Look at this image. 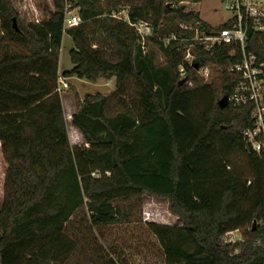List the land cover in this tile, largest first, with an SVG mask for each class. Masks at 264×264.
I'll return each mask as SVG.
<instances>
[{"label":"trees","instance_id":"obj_1","mask_svg":"<svg viewBox=\"0 0 264 264\" xmlns=\"http://www.w3.org/2000/svg\"><path fill=\"white\" fill-rule=\"evenodd\" d=\"M64 1L39 0L43 18L14 28L18 14L11 0H0L3 32L25 48L0 59V144L6 163L0 264L66 262L74 251L67 224L77 209L86 207L89 229L128 222L126 203L144 193L166 198L181 223H146L162 250V264H264V152H255L243 137L252 126L253 104L218 105L239 80L229 68L242 58L240 45L209 50L195 45L192 62H186L177 41L194 31L176 27L178 38L166 45L147 36L165 61V68H154L132 24L144 21L156 32L173 13L180 22L212 30L200 24L196 12L170 6L186 0H69L78 7L80 22L66 29ZM125 6L127 17L116 19L113 14ZM91 23L99 28L97 36ZM64 33L72 41V68L65 77L115 80L107 95L76 99L71 123L87 146H71L56 90ZM244 52L264 62V32L248 26ZM194 62L219 66V84L205 83ZM179 66L192 86L180 79ZM127 85L135 98L123 106ZM236 152L245 156L246 173L231 165ZM229 231L241 238L226 242ZM117 257L110 252L91 264H122Z\"/></svg>","mask_w":264,"mask_h":264},{"label":"rangeland","instance_id":"obj_2","mask_svg":"<svg viewBox=\"0 0 264 264\" xmlns=\"http://www.w3.org/2000/svg\"><path fill=\"white\" fill-rule=\"evenodd\" d=\"M226 1L227 0H200L199 2H193L191 0H186L170 6L181 8V10H183L184 12H196L200 19V24H207L208 26H210V28H212L213 31L218 32L219 29L223 28L221 26L227 24L230 17H232L233 15L232 12L225 9L224 5ZM11 3L18 14V21L15 19L16 24L18 22L19 24H22L24 26L30 21H37L43 18L39 0H11ZM64 9L66 14L68 15L78 14L79 10L78 7L74 6V3H71L69 0L64 1ZM126 11L127 7L125 6L119 12L114 13L113 16L118 20H123L127 17ZM148 21H152L150 17H148ZM137 23H139L137 24V26H140V24L143 26H147L148 28H145L146 30H144V32L147 34H151V37L154 38V40H156L157 42L162 41L164 45H166L171 40L173 35L176 37L175 39L178 38V34L176 35L174 33L176 27L180 28L181 25H189L192 27L196 26L198 28L199 26L198 23L186 24L180 22V20L173 13L164 16L163 20L160 21V24L158 26L159 28L156 32L152 31V28L147 22L139 21ZM90 27L93 28L94 31H96L95 36H97L99 34L98 26L91 23ZM142 41L144 43V47L141 48V50L143 53L151 52V61L153 67L165 68L164 57L161 50L159 49L158 44L152 42L151 40H148L147 36H143V38H141V44ZM177 42L179 46L181 45V48H183L184 46L189 47L190 44V42L186 41V38H183V40L178 39ZM71 47L72 41L70 36L68 34H64L62 37L59 57L57 60L61 72L59 74L57 73L56 87L61 86H59L58 83L60 82V80L66 82L68 86V88L66 89L60 87V91H57L59 92V94H63V106L65 107V110L67 112L68 107L74 105V97L75 99H77L79 98V95L80 97H83L87 93L102 92L96 81L92 82L86 79L72 78L68 83V81L63 78V72L72 68V63L70 62L69 58V50ZM24 52L25 48L23 46L15 43L12 39H9L5 35L3 29L1 28L0 19V59L3 57L4 53L22 54ZM232 66L229 68L230 71H233ZM180 67L181 66H179V68ZM230 71L228 73H230ZM196 72L197 75L202 78L205 83H213L217 85L220 82L219 79L222 74L221 68L216 65H209L207 67H203V69L200 70L197 69ZM186 77L190 83L186 84L188 86H192L193 83L191 76L190 78H188L187 72ZM61 96L62 95H60V97ZM134 98V91L130 86L127 85L125 94L121 98V100H123V103L121 102L122 105H129L131 102H133ZM119 106V108H122L121 104ZM69 124L71 123L69 122L68 125ZM69 135L71 136V138L69 136L70 139L68 138L71 146H75V144L77 143L74 141L73 134L70 132ZM230 160L231 165L234 166V171H238L241 173L247 172L245 156L240 152L234 153L231 156ZM5 168L6 163L1 153L0 144V206L3 196ZM126 206H128L126 209L130 212L128 215V222L121 221L118 224L107 225L95 229L88 228V224L86 222L88 212L86 207L83 206L77 209L70 218L69 223L67 224V235L73 243L74 251L66 262H49V264H91L93 262L92 260H94L97 256L106 255L110 252L115 256H118L117 258L122 264H162V250L156 238L146 226V223L156 222L166 225L179 226L177 218L170 210L168 200L166 198L156 197L144 193L142 194V196L138 197V200H130V203H126ZM237 238L238 237L234 236L233 234L232 239L236 240Z\"/></svg>","mask_w":264,"mask_h":264},{"label":"built area","instance_id":"obj_3","mask_svg":"<svg viewBox=\"0 0 264 264\" xmlns=\"http://www.w3.org/2000/svg\"><path fill=\"white\" fill-rule=\"evenodd\" d=\"M225 9L233 13L227 26L215 32L213 30L204 31L196 26L181 25L180 28L194 31V35L187 38L190 42L189 47L177 48L184 50V61L192 62L190 47L194 45H203L205 50L211 49L216 44L236 43L240 45L242 58L240 62L232 66V70L240 75L235 90L227 96V103L232 107L253 104L251 111L252 126L243 132V137L251 148L257 152H264V62L259 61L257 56L252 53H245L244 46L246 43V30L248 26L256 31L264 32V0H227ZM80 17L78 14H66L63 20L64 29L78 25ZM132 24L138 35L152 36L144 32L147 26H137ZM140 38V39H141ZM176 37L173 35L171 40ZM182 37L181 40H183ZM176 40V39H175ZM143 41L141 47L143 48ZM197 69H203L199 67ZM196 69V71H197ZM179 77L185 83H189L186 77V71L183 67L179 68ZM59 86L68 88L66 82L60 80ZM60 87L56 90L60 91ZM234 231H229L224 235L226 242H234L232 239Z\"/></svg>","mask_w":264,"mask_h":264},{"label":"crops","instance_id":"obj_4","mask_svg":"<svg viewBox=\"0 0 264 264\" xmlns=\"http://www.w3.org/2000/svg\"><path fill=\"white\" fill-rule=\"evenodd\" d=\"M66 34V33H64ZM63 34V35H64ZM63 37V36H62ZM71 69V68H70ZM69 69V70H70ZM61 71L59 69V65H58V70H57V73L59 74ZM63 78L65 80L68 81L69 83V80L72 79V78H77L75 76H71V77H65L63 75ZM59 79V78H58ZM79 79V78H78ZM101 79V80H100ZM97 84L99 85V87L101 88L102 92H97V93H100L102 95H107L109 94L110 92H112L114 89H115V80L114 78H110V79H103V78H99L98 80H96ZM113 88V89H112ZM78 94V93H77ZM62 95L60 98H61V102H62V107L63 106V94H60ZM79 95V94H78ZM79 98H82L80 97L79 95ZM73 102H74V105L71 107H68V112L65 110V107L63 108V112H64V117H65V120H66V123H67V135H68V138H69V133L71 132L74 136V141L77 143L75 145H85L87 146V144L85 143V140H84V137L83 135L81 134V132L78 130L77 127L73 126L72 123H71V116L72 114H74L76 111H77V106H76V99L75 97L73 98ZM67 114V115H66ZM68 116V117H67ZM68 119V120H67ZM71 123L68 125V123ZM71 138V136H70ZM69 138V139H70ZM72 141V140H70ZM176 217V215H175ZM177 218V217H176ZM179 226L181 225V223H178ZM234 236L238 237L236 240H239L241 237H240V234L238 233V231H234L233 232Z\"/></svg>","mask_w":264,"mask_h":264},{"label":"water","instance_id":"obj_5","mask_svg":"<svg viewBox=\"0 0 264 264\" xmlns=\"http://www.w3.org/2000/svg\"><path fill=\"white\" fill-rule=\"evenodd\" d=\"M13 26H14V28H16V23H15L14 19H13ZM193 67L195 69H197V68H199V64L197 62H194ZM227 96L228 95H224L218 100V105L220 106V108H224L227 106Z\"/></svg>","mask_w":264,"mask_h":264}]
</instances>
